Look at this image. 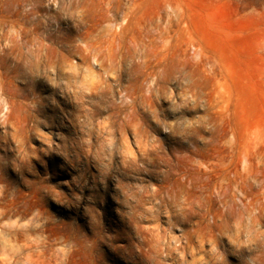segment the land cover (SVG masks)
I'll list each match as a JSON object with an SVG mask.
<instances>
[{
    "label": "rangeland",
    "instance_id": "obj_1",
    "mask_svg": "<svg viewBox=\"0 0 264 264\" xmlns=\"http://www.w3.org/2000/svg\"><path fill=\"white\" fill-rule=\"evenodd\" d=\"M0 264H264V0H0Z\"/></svg>",
    "mask_w": 264,
    "mask_h": 264
}]
</instances>
